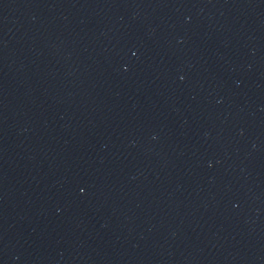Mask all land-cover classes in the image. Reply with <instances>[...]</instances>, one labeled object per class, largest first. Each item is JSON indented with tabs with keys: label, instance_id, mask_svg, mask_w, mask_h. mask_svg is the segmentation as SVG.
<instances>
[{
	"label": "water",
	"instance_id": "1",
	"mask_svg": "<svg viewBox=\"0 0 264 264\" xmlns=\"http://www.w3.org/2000/svg\"><path fill=\"white\" fill-rule=\"evenodd\" d=\"M0 264H264V0H0Z\"/></svg>",
	"mask_w": 264,
	"mask_h": 264
}]
</instances>
